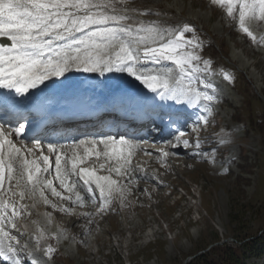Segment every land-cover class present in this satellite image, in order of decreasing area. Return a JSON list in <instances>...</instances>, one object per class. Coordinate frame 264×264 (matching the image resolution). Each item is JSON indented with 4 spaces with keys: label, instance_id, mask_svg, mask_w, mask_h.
<instances>
[{
    "label": "snow or ice",
    "instance_id": "obj_1",
    "mask_svg": "<svg viewBox=\"0 0 264 264\" xmlns=\"http://www.w3.org/2000/svg\"><path fill=\"white\" fill-rule=\"evenodd\" d=\"M135 4L136 0H0V38H4L0 40V89L6 90L0 93V109L17 122L15 128L0 124L3 264H52L57 252L50 243L41 244L44 232L39 227V234L31 235L33 246L21 243L25 233L14 218L23 214L20 208L26 210L27 206L9 202L6 197L16 195L14 189H19L21 200L26 194L34 200L38 197L44 205L69 215L75 207L98 204L95 213H79L92 217L116 211L112 207L116 200L126 207L128 197L141 180L157 178L155 170L149 171L134 162L140 152L152 157V151L143 147L148 141L128 135L85 137L67 144L45 145L35 140L31 147L21 141L17 146L15 138L26 132L25 123L20 120L32 124L49 115V106L32 90H39L46 82L67 81L72 72L101 77L126 73L143 85L146 92L115 93L104 106L105 111H121L162 122L167 116L175 134L165 142L166 146L202 149L201 132L212 122L214 105L219 100V88L213 78L222 76L229 84L235 78L223 68L216 69L214 62L202 55L205 42L193 25L145 22L143 17L158 13ZM208 6L220 8L236 31L246 35L253 45L264 47V34L258 36L250 26L253 21L264 22V0H208ZM165 108L171 111L165 112ZM189 109H200L202 114L177 127V121ZM76 114L69 110L64 116L71 119ZM229 142L223 135L217 140L218 145ZM156 152L157 162L170 167L168 157L176 154L165 148H157ZM216 152L217 148H212L211 152L193 151L192 155L215 163ZM93 156L96 158L93 163L103 161L99 169L86 163ZM99 171L105 174H98ZM48 193L70 202L72 207L57 205ZM142 194H148V189ZM51 215L46 213L48 217ZM92 222L88 220L89 224ZM9 228L17 229L19 235H12ZM48 238L59 237L52 233Z\"/></svg>",
    "mask_w": 264,
    "mask_h": 264
},
{
    "label": "rangeland",
    "instance_id": "obj_2",
    "mask_svg": "<svg viewBox=\"0 0 264 264\" xmlns=\"http://www.w3.org/2000/svg\"><path fill=\"white\" fill-rule=\"evenodd\" d=\"M135 6L152 7L158 13L155 16L164 20L194 22L204 46L210 43L202 49L203 56L216 69H228L234 76L231 84L222 76L213 78L221 104L216 103L212 122L201 132L202 149H188L211 152L216 147L211 144L213 135H223L230 142L218 145L221 150L214 154L215 163L185 156L188 153L177 152L179 148L168 157L170 167H162L156 155L146 164L140 162L149 171L155 170L157 178L141 180L127 206L121 207L116 200L112 204L116 211L106 215H79L95 213L97 207H75L72 214L59 215L67 220L58 223L68 235L63 244L48 238L49 229L41 228L28 196L27 209L21 208L19 217L34 225L33 233L38 227L43 230L41 244L57 249L54 264H182L216 234L232 238L242 232L264 238V47L253 45L236 31L220 8L208 6V0H136ZM250 26L258 36L264 34V22L253 21ZM203 27L213 41L202 32ZM224 168L227 171L222 172ZM145 188L146 195L142 194ZM48 196L57 205L72 207ZM37 203L43 204L39 198ZM56 212L53 209L52 215ZM71 227L76 237L70 240ZM25 242L35 243L29 234ZM244 263L264 264V253L250 255Z\"/></svg>",
    "mask_w": 264,
    "mask_h": 264
},
{
    "label": "trees",
    "instance_id": "obj_3",
    "mask_svg": "<svg viewBox=\"0 0 264 264\" xmlns=\"http://www.w3.org/2000/svg\"><path fill=\"white\" fill-rule=\"evenodd\" d=\"M235 212H238L235 211ZM235 220L233 219L232 222ZM232 232H236L233 230ZM255 235L242 234L238 232L234 236V242H224L212 246L208 251L194 257L187 264H243L245 253L259 255L264 251L263 238H253ZM247 238H252L243 242ZM222 240L217 234L210 240V244L218 243ZM207 244L204 245L205 249Z\"/></svg>",
    "mask_w": 264,
    "mask_h": 264
},
{
    "label": "bare ground",
    "instance_id": "obj_4",
    "mask_svg": "<svg viewBox=\"0 0 264 264\" xmlns=\"http://www.w3.org/2000/svg\"><path fill=\"white\" fill-rule=\"evenodd\" d=\"M71 74H74V75H76V76H77V74H79V77H80V78L85 77V76H84L85 74L88 75V73H82V72H72ZM105 77L108 78V80H109V79H113V80H114V79H117V77H118V73L106 74ZM130 81H133V79H132L131 77L127 76V77H126V82H130ZM50 82H53V83H62V82H55V81H50ZM157 147H159V146H157ZM159 148H160V147H159ZM162 148H165V149L167 150V149H168V146H166V147H162ZM175 149H178V148L169 147V150H171V151H169V150H167V151L172 152V151H175ZM179 149H180V148H179ZM185 153H188V152L185 151ZM191 155H192L191 153H188V155L185 154V156H191ZM171 157H172V156H171ZM93 158H94L93 160H91V159L89 158L88 162H86V163L91 164L93 161L95 162L96 158H95V157H93ZM173 161H174V160H173ZM176 162H178V160H176ZM96 163L100 164V163H103V161L96 162ZM101 173H104V172L101 171ZM18 192H19V191H16L17 194H18ZM33 200H34V199H33ZM35 200H36V199H35ZM36 209H37L38 211H40V210H42V207H41L39 204H36ZM22 223H25L24 226H25L26 228H29L28 224H27L25 221H23ZM31 223H32V222H31Z\"/></svg>",
    "mask_w": 264,
    "mask_h": 264
}]
</instances>
